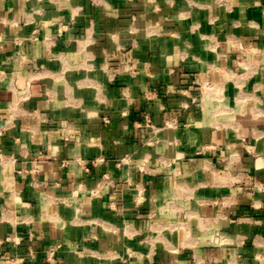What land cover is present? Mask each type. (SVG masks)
I'll return each instance as SVG.
<instances>
[{"label":"crops","instance_id":"obj_1","mask_svg":"<svg viewBox=\"0 0 264 264\" xmlns=\"http://www.w3.org/2000/svg\"><path fill=\"white\" fill-rule=\"evenodd\" d=\"M0 264H264V0H0Z\"/></svg>","mask_w":264,"mask_h":264},{"label":"built area","instance_id":"obj_2","mask_svg":"<svg viewBox=\"0 0 264 264\" xmlns=\"http://www.w3.org/2000/svg\"><path fill=\"white\" fill-rule=\"evenodd\" d=\"M131 19H132V23H131L130 28H131L132 31H134V30L136 29V24H135V22H136V20H137V14H133ZM213 88H214V86H213L212 84H205L204 86H202V90L213 89ZM195 100H196V97L192 98L191 103H195V102H196ZM182 105L185 106V107L188 106V104H182ZM145 120H146L149 124L152 123V122H151V119H150V117H149V115H146V116H145ZM104 122H105V123H109V122H110V118H108V117H104ZM165 125H166V126H172L173 124H172V122H170V121H166V124H165ZM59 248H60L59 245H57V246H52V247L48 248L46 259H47L49 262H56V261H57V259H56V254H57ZM4 258H5L6 260H12V259H13V258H11L10 256H4Z\"/></svg>","mask_w":264,"mask_h":264}]
</instances>
